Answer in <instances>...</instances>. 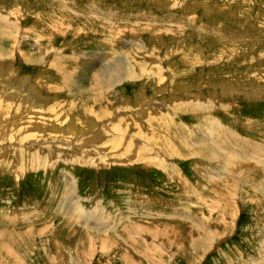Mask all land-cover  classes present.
<instances>
[{"label": "rangeland", "instance_id": "rangeland-1", "mask_svg": "<svg viewBox=\"0 0 264 264\" xmlns=\"http://www.w3.org/2000/svg\"><path fill=\"white\" fill-rule=\"evenodd\" d=\"M0 264H264V0H0Z\"/></svg>", "mask_w": 264, "mask_h": 264}, {"label": "bare ground", "instance_id": "bare-ground-1", "mask_svg": "<svg viewBox=\"0 0 264 264\" xmlns=\"http://www.w3.org/2000/svg\"><path fill=\"white\" fill-rule=\"evenodd\" d=\"M135 73H136V71H135ZM2 107V106H1ZM5 107V106H4ZM208 125L209 126H212L213 127V129H215V130H218V131H223L222 130V127L223 126H221V125H219L217 122H215V121H213V120H209V122H208ZM36 129V128H35ZM43 130V129H42ZM213 133H215V134H217L216 132H213ZM220 136L222 135V134H219ZM43 136V135H42ZM218 138H220L218 135H216ZM224 137V136H223ZM236 137V136H235ZM203 139V138H202ZM245 140V139H244ZM204 141V140H203ZM233 141V140H232ZM237 142L238 143H236V144H238V146L239 145H241V141L239 142L238 140H237ZM248 142V141H247ZM234 144V143H233ZM247 147H251V145L250 144H245ZM233 146V145H232ZM232 146H230V148H232ZM19 147V146H18ZM243 150H244V147H243ZM251 150V149H250ZM174 151V152H173ZM173 151H171L172 153H176V151L175 150H173ZM38 152H40V151H36V150H34V151H30L29 152V154H24L22 157H25V159H28V158H33V157H35L37 154H38ZM44 153V152H43ZM41 156V155H40ZM43 156V155H42ZM20 158H21V156H19ZM27 157V158H26ZM40 158V157H39ZM233 159H235V160H238V158H237V156H234V158ZM44 160V159H43ZM42 161V160H41ZM29 162V161H28ZM237 162V161H236ZM236 162H233V163H236ZM239 162V161H238ZM39 164V163H38ZM159 164H160V162H159ZM230 164V163H229ZM239 164H240V162H239ZM235 165H237V164H234L232 167H234ZM160 167H163L165 170L166 169H168V172H169V170H172L173 172H175V173H177L178 172V170L177 169H175V166H173L172 164H169V163H167V164H160ZM238 168L237 167H234V171L235 170H237ZM233 171V170H232ZM237 173V172H236ZM174 174V173H173ZM177 174H179V173H177ZM230 175H231V173H229ZM231 176H233V175H231ZM236 176V175H235ZM182 178V177H181ZM183 179V178H182ZM78 208V207H77ZM83 214V213H82Z\"/></svg>", "mask_w": 264, "mask_h": 264}]
</instances>
